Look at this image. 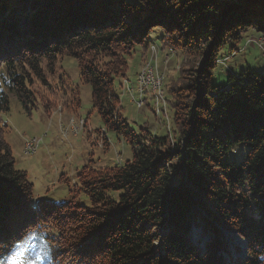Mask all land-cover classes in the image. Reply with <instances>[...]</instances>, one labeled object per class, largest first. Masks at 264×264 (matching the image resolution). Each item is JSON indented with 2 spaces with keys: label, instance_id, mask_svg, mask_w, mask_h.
I'll list each match as a JSON object with an SVG mask.
<instances>
[{
  "label": "trees",
  "instance_id": "16d2710c",
  "mask_svg": "<svg viewBox=\"0 0 264 264\" xmlns=\"http://www.w3.org/2000/svg\"><path fill=\"white\" fill-rule=\"evenodd\" d=\"M158 29L160 46L172 49V40L199 63L184 98L167 90L178 103L170 134L153 138L115 114L114 83L127 75L124 51L138 47L146 60ZM250 29L264 33V0H0V262L51 229L65 264H264V74L213 85L220 51ZM65 56L79 61L106 129L133 151L122 167L80 171L89 205L76 194L36 201L5 140L10 95L29 108L34 81L47 83ZM237 144L248 147L242 164L227 159ZM199 227L203 244L192 236ZM232 231L247 241V256L232 258L241 252Z\"/></svg>",
  "mask_w": 264,
  "mask_h": 264
},
{
  "label": "rangeland",
  "instance_id": "374dc122",
  "mask_svg": "<svg viewBox=\"0 0 264 264\" xmlns=\"http://www.w3.org/2000/svg\"><path fill=\"white\" fill-rule=\"evenodd\" d=\"M263 37L264 33L250 29L245 31L239 43L229 42L222 48L213 71L214 87L226 86L230 75L247 71L264 74ZM165 38L161 29L152 33L153 45L146 60L138 47L124 51L127 75L124 79L116 78L114 83L119 98L115 114L127 119L137 133H142L144 127L153 138L170 134L171 117L178 103L173 97L171 104L167 101V90L170 88V93H176L181 89L179 96L184 98L182 89L188 83L187 72L199 63L198 57L184 52L172 40L168 44L172 49L165 48V44L160 46ZM46 82L34 81V97L29 108H25L14 94L10 95L9 110L2 114L7 125L5 140L13 152L15 168L25 172L33 185L36 201L62 204L71 198V194H76L80 204L89 205L88 197L80 194V171L86 166L95 169L122 167L133 158L132 148L115 132L108 131L94 110L91 86L82 83L76 58L65 56L60 59L55 73L47 74ZM140 84L146 89H143L142 96ZM140 97L144 102L139 106ZM179 98L181 106L184 101ZM83 119L88 120L84 132L77 137H62L61 124L65 126L74 122L77 125ZM69 133L72 131H65L64 137ZM34 138L42 139L40 147L36 153H25V143ZM247 152L245 144H237L227 159L242 164ZM178 181L179 178H172L171 185L175 186ZM121 194L110 192L109 196L118 200ZM192 233L196 234V242L204 243L205 234L201 233V227L193 229ZM58 239V234L51 229L34 232L0 264H65L59 260ZM230 242L234 244V239L231 238ZM233 255L238 256L239 252L234 249Z\"/></svg>",
  "mask_w": 264,
  "mask_h": 264
},
{
  "label": "built area",
  "instance_id": "2783aa9c",
  "mask_svg": "<svg viewBox=\"0 0 264 264\" xmlns=\"http://www.w3.org/2000/svg\"><path fill=\"white\" fill-rule=\"evenodd\" d=\"M264 42V37L261 40V43ZM161 77V75H160ZM80 121V120H79ZM87 120H81L80 123L77 122V125L72 122L73 124H68L64 126V132L65 131H72V136H79L82 132L85 130V123ZM42 143V139L36 138V140H28L24 145V151L25 153L31 154L36 153L38 148L40 147Z\"/></svg>",
  "mask_w": 264,
  "mask_h": 264
},
{
  "label": "bare ground",
  "instance_id": "6f19581e",
  "mask_svg": "<svg viewBox=\"0 0 264 264\" xmlns=\"http://www.w3.org/2000/svg\"><path fill=\"white\" fill-rule=\"evenodd\" d=\"M152 62V61H151ZM155 67V66H154ZM149 70V69H148ZM155 70V69H154ZM152 71V70H151ZM148 72V71H147ZM150 74V73H149ZM152 74V73H151ZM150 74V75H151ZM154 74H155V72H154ZM157 74V73H156ZM144 75H146V73L144 74ZM160 76V75H159ZM155 77H156V75H155ZM157 78V77H156ZM155 78V79H156ZM160 78V77H159ZM146 80V79H145ZM152 81V80H151ZM159 82V81H158ZM140 83V82H139ZM158 84V83H157ZM141 85V84H140ZM140 87V86H139ZM150 87H152V86H150ZM159 88V87H158ZM143 89H145V88H143V86L141 85V94H140V96H142L143 95ZM146 90V89H145ZM158 91V90H157ZM143 102H144V100L140 97V100L139 101H137V104L140 106V105H142L143 104ZM83 120H86V119H83ZM88 121V120H87ZM60 133H61V135H62V137L64 138V139H68L69 137H71L72 136V133H69L68 134V136L67 137H64V125H62L61 124V126H60ZM73 137H77V136H73ZM31 140H36V138H34V139H31ZM202 233V232H201ZM197 234H200V233H197ZM232 234H234L235 235V232H232ZM231 234V235H232ZM194 235H196L195 233H192V236H193V238H195L194 237ZM228 236V235H227ZM232 238V237H231ZM235 238H237V240H238V238L240 239V237H239V235H235ZM234 241H235V239H234ZM241 244H242V246H241V244H240V246L242 247V253H244V255H242V256H247L246 255V247H247V241L246 240H244V239H240V240H238ZM229 259V258H228ZM230 260V259H229Z\"/></svg>",
  "mask_w": 264,
  "mask_h": 264
},
{
  "label": "water",
  "instance_id": "95a60500",
  "mask_svg": "<svg viewBox=\"0 0 264 264\" xmlns=\"http://www.w3.org/2000/svg\"><path fill=\"white\" fill-rule=\"evenodd\" d=\"M232 232H234V231H232ZM232 232H225L228 236H230V237H232L233 239H235V241H234V244L235 245H238V246H240V242L237 240V238H235V235H238L236 232H235V235L234 234H232ZM232 234V235H231ZM242 248V247H241Z\"/></svg>",
  "mask_w": 264,
  "mask_h": 264
},
{
  "label": "crops",
  "instance_id": "0c3cea01",
  "mask_svg": "<svg viewBox=\"0 0 264 264\" xmlns=\"http://www.w3.org/2000/svg\"><path fill=\"white\" fill-rule=\"evenodd\" d=\"M161 49V48H160Z\"/></svg>",
  "mask_w": 264,
  "mask_h": 264
}]
</instances>
